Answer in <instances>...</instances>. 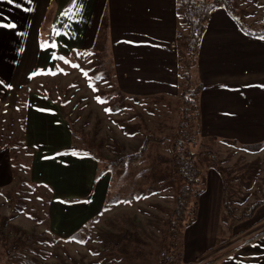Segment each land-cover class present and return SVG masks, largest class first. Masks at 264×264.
<instances>
[{
    "label": "crops",
    "instance_id": "1",
    "mask_svg": "<svg viewBox=\"0 0 264 264\" xmlns=\"http://www.w3.org/2000/svg\"><path fill=\"white\" fill-rule=\"evenodd\" d=\"M104 16L116 91L138 99L177 98V0H0V102L10 107L26 102L30 176L60 197L49 206L47 227L63 237L103 207L108 184L100 180L87 204L65 201L92 194L98 162L89 152L71 151L72 128L62 105L39 89V80L58 73L59 61L90 54ZM195 70L202 85L200 137L264 142V36L245 34L226 9L218 8L207 18ZM7 172L9 181L0 183L4 189L12 181L11 167ZM222 191L220 175L210 169L196 220L182 234L184 263L203 264L210 260L205 253L234 249L214 264H264V235L245 245L240 235L229 247L217 248ZM260 212L264 206L252 218L255 223L264 218Z\"/></svg>",
    "mask_w": 264,
    "mask_h": 264
},
{
    "label": "rangeland",
    "instance_id": "2",
    "mask_svg": "<svg viewBox=\"0 0 264 264\" xmlns=\"http://www.w3.org/2000/svg\"><path fill=\"white\" fill-rule=\"evenodd\" d=\"M232 2L235 11L231 12L237 18L252 28L262 25L264 0ZM180 24L179 29L187 35V27ZM94 56L86 53L71 61H59L58 73L38 82L40 90L62 105L76 143L84 148L94 147L100 155H93L98 162V170L92 181V194L65 201L91 202L97 184L105 179L108 187L104 205L94 215L82 219L69 237L50 232L47 211L54 199L59 200L60 197L54 195L51 187L33 181L30 176L33 150L24 140L27 120L24 101L15 107L0 102L1 184L10 179L8 168L11 167L12 171L8 189L0 187V190H5L0 193V264H159V252L168 248L164 245L166 241L170 243L169 223L174 219L179 185L172 183L175 175L169 171L162 182L153 180L151 168L162 158L168 160L171 157V140L176 139L181 127L184 128L182 100L180 96L121 98L113 81L105 82L97 74L102 63ZM191 75V83L186 84L183 79L178 83L180 89L186 87L188 93L194 92L197 83L195 68ZM192 122L195 123V119ZM149 133L157 139L167 137V141L150 144L144 158L127 170L109 167V163L119 157V149L126 154L133 153ZM203 140L208 141V138ZM76 143L71 151L77 150ZM210 148L221 161L228 179L230 207L239 216L249 209L251 203L264 196V146L257 153L223 143H210ZM199 150L197 147L194 151ZM207 162L209 160L202 157L198 163L206 185L207 173L211 169L206 166ZM263 215L260 212L259 218ZM8 217L11 220H4ZM255 222L256 218L239 223L223 212L218 239L242 233L240 239L246 240L264 228L252 229ZM30 235L33 237L29 240ZM18 238L22 252L33 261L8 255L7 249ZM117 241L124 246L120 252L111 247V242ZM229 245L227 243L224 247ZM224 252L205 253L203 257L211 260Z\"/></svg>",
    "mask_w": 264,
    "mask_h": 264
},
{
    "label": "trees",
    "instance_id": "3",
    "mask_svg": "<svg viewBox=\"0 0 264 264\" xmlns=\"http://www.w3.org/2000/svg\"><path fill=\"white\" fill-rule=\"evenodd\" d=\"M218 8H224L228 13L236 20L241 30L251 36V37H263L264 36V25H260L258 28H252L251 25H247L243 20L236 16L231 11H235L233 7L232 0H177V14L181 20V24L185 25L188 30V34L185 35L179 28L176 37V48L178 52V70H179V79L186 81V84L191 83V70L196 68L197 58L199 54V47L202 37L205 31V24L210 13ZM180 24V25H181ZM109 37H108V22L107 17L104 16L100 25V31L98 37L93 46V49L90 53L94 54L95 58L99 63H102L101 68L98 70V73L101 78H104L105 82L109 80L114 83L113 76V63L109 48ZM99 55V56H97ZM101 80V79H99ZM102 81V80H101ZM195 88L193 93H188L189 90L186 87L180 89L179 86V95L182 100V113L184 115V128L181 127L175 140H171L170 150L171 157L166 160L162 158L160 163L152 166L154 172L153 180H160L162 182L166 179L167 171L172 172L175 175V178L172 180L174 185H179L177 197H176V209L174 215L169 223V242H165L164 247H168L165 251L162 250L159 252V264H177L183 262V250H182V234L184 229L195 222L197 216V210L199 207L200 196L206 190V182L203 178L201 170L199 168V160L201 161L202 157H206L209 162L206 163V166L214 169L222 178L223 182V191H222V202H221V215L223 212H226L229 217L239 223L251 220L256 211L264 206V196L261 199L256 200L255 202L249 205V209L243 212L241 215L237 216L234 214L233 210L230 207L229 194H228V179L224 175V169L221 167V161L217 154L210 148V143H223L232 146H236L241 150H244L249 153H257L264 146V142L256 144H242L237 140L231 139H219L215 137H209L208 141L203 140L204 138L200 137V123H199V95L202 91V85L200 82L195 83ZM115 88V86H114ZM116 90V89H115ZM118 94H120L117 91ZM121 98H124L120 94ZM194 97V99H192ZM132 99V97H126ZM135 99V98H134ZM26 104V102H24ZM195 116V118H194ZM195 119V123L192 120ZM187 131V133L184 132ZM191 133L193 136H191ZM190 134V136H189ZM198 140H203L200 143ZM167 141V137L157 139L153 134L146 135L145 139L141 145L130 154L123 152V149H119V157L116 160L111 161L109 167L111 169L119 168L121 170H127V168L135 163L140 162L144 155L146 154L148 147L152 143H164ZM76 143L74 139V144ZM192 144L191 148L189 145ZM75 147L79 151H86L94 155L95 157H100L97 150L92 148H84L76 143ZM200 147L198 152L194 151L195 148ZM90 149V150H88ZM158 167H161L159 170ZM74 201L76 199H69ZM4 220H11L10 217L5 218ZM264 222V218L259 220L257 224ZM180 228L182 232L179 233ZM244 233V232H243ZM242 233L234 234L224 240H217V246L220 247L224 244H227L233 241L235 238L240 236ZM264 235V230L256 233L252 237L245 240L242 245L248 244L259 237ZM33 235L28 236L29 240ZM124 240V237L122 238ZM20 239H16L10 246L8 255L18 257L27 262L33 261L28 255L22 252L21 247H19ZM111 247L115 251L120 252L124 246L119 242H111ZM169 249V250H168ZM234 249L225 251L224 253L218 255L217 257L203 263V264H214L219 260L223 259Z\"/></svg>",
    "mask_w": 264,
    "mask_h": 264
},
{
    "label": "water",
    "instance_id": "4",
    "mask_svg": "<svg viewBox=\"0 0 264 264\" xmlns=\"http://www.w3.org/2000/svg\"><path fill=\"white\" fill-rule=\"evenodd\" d=\"M261 24L264 25V14H263L262 17H261Z\"/></svg>",
    "mask_w": 264,
    "mask_h": 264
},
{
    "label": "snow or ice",
    "instance_id": "5",
    "mask_svg": "<svg viewBox=\"0 0 264 264\" xmlns=\"http://www.w3.org/2000/svg\"><path fill=\"white\" fill-rule=\"evenodd\" d=\"M9 2L11 3V0H9ZM73 67H76V65H72Z\"/></svg>",
    "mask_w": 264,
    "mask_h": 264
}]
</instances>
